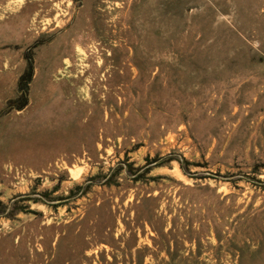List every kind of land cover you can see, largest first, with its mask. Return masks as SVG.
<instances>
[{"label":"rangeland","instance_id":"1","mask_svg":"<svg viewBox=\"0 0 264 264\" xmlns=\"http://www.w3.org/2000/svg\"><path fill=\"white\" fill-rule=\"evenodd\" d=\"M0 264H264V0H0Z\"/></svg>","mask_w":264,"mask_h":264}]
</instances>
